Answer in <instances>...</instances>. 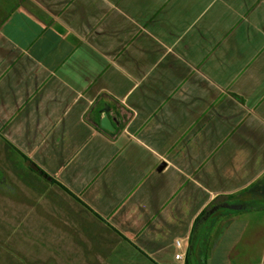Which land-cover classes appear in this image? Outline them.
Instances as JSON below:
<instances>
[{
  "label": "crops",
  "instance_id": "0c3cea01",
  "mask_svg": "<svg viewBox=\"0 0 264 264\" xmlns=\"http://www.w3.org/2000/svg\"><path fill=\"white\" fill-rule=\"evenodd\" d=\"M208 242L264 264V0H0V264Z\"/></svg>",
  "mask_w": 264,
  "mask_h": 264
},
{
  "label": "water",
  "instance_id": "95a60500",
  "mask_svg": "<svg viewBox=\"0 0 264 264\" xmlns=\"http://www.w3.org/2000/svg\"><path fill=\"white\" fill-rule=\"evenodd\" d=\"M100 127L103 128L104 130L112 131L111 123H110V121L108 120V118H107L105 115H104L103 118L100 120ZM28 166H29L32 170L38 172L39 174H42V173L37 169V167L34 166L33 164L28 163ZM42 176L45 177L44 174H42Z\"/></svg>",
  "mask_w": 264,
  "mask_h": 264
},
{
  "label": "built area",
  "instance_id": "2783aa9c",
  "mask_svg": "<svg viewBox=\"0 0 264 264\" xmlns=\"http://www.w3.org/2000/svg\"><path fill=\"white\" fill-rule=\"evenodd\" d=\"M175 247L178 250H180V252L175 255V259L176 260H183L184 259V253L186 252L187 248L182 246V242H180V241L175 242Z\"/></svg>",
  "mask_w": 264,
  "mask_h": 264
},
{
  "label": "trees",
  "instance_id": "16d2710c",
  "mask_svg": "<svg viewBox=\"0 0 264 264\" xmlns=\"http://www.w3.org/2000/svg\"><path fill=\"white\" fill-rule=\"evenodd\" d=\"M210 249H211V245H210V243L208 242V243L205 245V258H204V264H205V260H206V258H207V256H208V253H209Z\"/></svg>",
  "mask_w": 264,
  "mask_h": 264
},
{
  "label": "rangeland",
  "instance_id": "374dc122",
  "mask_svg": "<svg viewBox=\"0 0 264 264\" xmlns=\"http://www.w3.org/2000/svg\"><path fill=\"white\" fill-rule=\"evenodd\" d=\"M199 264H203V261H202V260H200V261H199Z\"/></svg>",
  "mask_w": 264,
  "mask_h": 264
}]
</instances>
